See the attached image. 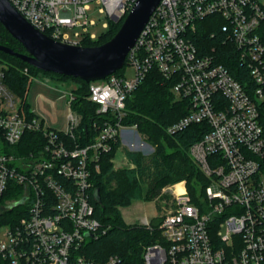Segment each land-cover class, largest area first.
Returning <instances> with one entry per match:
<instances>
[{
    "label": "built area",
    "instance_id": "built-area-1",
    "mask_svg": "<svg viewBox=\"0 0 264 264\" xmlns=\"http://www.w3.org/2000/svg\"><path fill=\"white\" fill-rule=\"evenodd\" d=\"M9 1L40 31L76 45L100 37L92 30V11L107 30L136 2ZM229 44L248 68L252 88L220 60V47ZM126 61L136 68L135 78L115 72L90 82L87 97L107 118L83 146L75 142L81 115L71 106L72 88L65 93L66 124L55 127L33 108L29 117L0 68V194L11 182L23 185L25 206L14 223L0 228V264H120L117 255L99 261L83 251L106 231L90 201L91 176L122 132L137 129L122 123L126 99L152 67L171 82L175 99L188 103V112L167 131L199 122L209 129L189 149L206 182L198 184L196 200L186 180L181 192L176 183L170 186L171 208L159 224L161 239L144 248L145 264H264V0H160ZM27 129L46 137L40 153L3 150ZM150 221L144 217L141 224L153 230Z\"/></svg>",
    "mask_w": 264,
    "mask_h": 264
},
{
    "label": "trees",
    "instance_id": "trees-1",
    "mask_svg": "<svg viewBox=\"0 0 264 264\" xmlns=\"http://www.w3.org/2000/svg\"><path fill=\"white\" fill-rule=\"evenodd\" d=\"M126 15L127 13L118 21L110 20L108 29L97 40H88L84 44L94 45L109 40L118 31ZM210 30L207 31V36ZM207 36L205 35V38ZM207 40L214 42L215 38L207 37ZM0 43L17 51L26 50L2 23ZM220 54V60L230 68L232 74L244 86L252 88V77L248 68L239 61L237 51L229 44L220 47ZM0 64L7 86L15 95L20 96L21 105L29 117L34 116L26 95L31 79L42 70L1 50ZM116 73L123 75L119 70ZM57 77L76 81V86L72 88L75 98L71 106L81 115V124L77 129L75 142L81 146L87 145L95 139L107 115L97 113L98 104L88 99L90 82L63 74H57ZM171 86V82L165 79L156 67H152L126 99V114L122 123L136 125L137 130L155 145V151L147 159L141 151L127 149V156L134 166L116 168L114 158L121 145L118 140L113 143L110 151L100 156L97 161L100 169H94L92 172L93 188L89 194L95 208V216L106 231H101L97 238L85 244L83 251L87 256L103 261L114 254L120 257V264H145L144 248L161 239L159 224L162 219H151L153 230L141 223L129 224L123 217L121 207L130 205L136 199L153 200L163 193L167 185L182 180H186L188 190L196 200L198 184L206 182L189 149L208 131V124L193 123L173 134L167 131L169 125L188 112L187 101L175 99ZM45 143L46 137L41 130L27 129L17 144H6L3 150L28 156L31 152L40 153ZM96 188L99 189V197L95 194ZM23 190V185L11 182L9 190L0 194V228L5 224L14 223L23 214L24 203L12 208L6 205L7 200L21 199Z\"/></svg>",
    "mask_w": 264,
    "mask_h": 264
},
{
    "label": "water",
    "instance_id": "water-1",
    "mask_svg": "<svg viewBox=\"0 0 264 264\" xmlns=\"http://www.w3.org/2000/svg\"><path fill=\"white\" fill-rule=\"evenodd\" d=\"M159 2L136 0L109 40L94 45H76L61 42L40 31L9 0H0V23L26 49L21 52L0 43V50L42 71L79 77L87 82L104 79L124 66L129 51ZM119 19L113 18L114 21ZM95 194L99 197L98 188Z\"/></svg>",
    "mask_w": 264,
    "mask_h": 264
},
{
    "label": "rangeland",
    "instance_id": "rangeland-1",
    "mask_svg": "<svg viewBox=\"0 0 264 264\" xmlns=\"http://www.w3.org/2000/svg\"><path fill=\"white\" fill-rule=\"evenodd\" d=\"M90 15L97 20V24L92 27V30L98 32L101 36L105 30L102 26L105 19L100 18V13L95 10L92 11ZM1 65L2 64H0V67ZM119 71L130 79L136 76V68L131 64H125ZM75 86V80H62L59 79L54 72L41 71L36 77L31 79L26 99L31 104L33 110L36 111L40 117L44 118L46 122L55 127L62 128L66 124V116L69 111L68 97L65 93ZM16 97L20 98L18 94H16ZM137 134H135V141L140 142L135 145V150L141 151L144 157L149 159L155 151V145L146 135L139 131ZM141 143L143 144L141 145ZM126 148L129 149L122 140V145H120L115 155V163L116 165L121 163L119 165L120 167L126 165L122 160ZM119 166L117 168H119ZM171 185H167L163 189V193L153 200L136 199L130 205L126 206L123 210L126 222L132 224L136 220H140L143 216H146L148 219H152L153 217L162 219L171 208L169 190ZM225 229L226 227L221 228L222 231H225Z\"/></svg>",
    "mask_w": 264,
    "mask_h": 264
},
{
    "label": "crops",
    "instance_id": "crops-1",
    "mask_svg": "<svg viewBox=\"0 0 264 264\" xmlns=\"http://www.w3.org/2000/svg\"><path fill=\"white\" fill-rule=\"evenodd\" d=\"M137 129L133 128V129H125L122 132V138H121V145H122V140L124 142V144L126 145V147H128V150H135V143L139 144L140 141H135V134H137ZM138 135V134H137ZM134 137V138H133ZM134 143V144H132ZM120 147V146H119ZM119 149V148H118ZM127 150V148H126ZM124 162V164H126L125 166H134L133 162L129 159V157L127 156V153L125 152L124 158L122 159ZM114 163H115V158H114ZM121 164V163H120ZM119 164V165H120ZM119 165H116L115 163V167L117 168ZM125 166H121V167H125ZM120 167V166H119ZM126 208V206L121 207L122 210V214H124V209ZM124 217V215H123ZM146 217L143 216L140 220H136L133 223H141L142 219ZM126 221V220H125Z\"/></svg>",
    "mask_w": 264,
    "mask_h": 264
},
{
    "label": "bare ground",
    "instance_id": "bare-ground-1",
    "mask_svg": "<svg viewBox=\"0 0 264 264\" xmlns=\"http://www.w3.org/2000/svg\"><path fill=\"white\" fill-rule=\"evenodd\" d=\"M175 187L178 191H183L184 190V187H183V183L182 182H178L175 184Z\"/></svg>",
    "mask_w": 264,
    "mask_h": 264
}]
</instances>
